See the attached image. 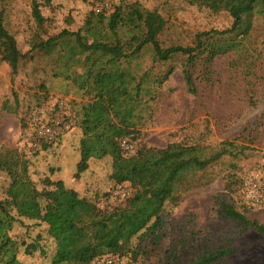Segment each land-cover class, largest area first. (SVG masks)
<instances>
[{"label": "trees", "instance_id": "1", "mask_svg": "<svg viewBox=\"0 0 264 264\" xmlns=\"http://www.w3.org/2000/svg\"><path fill=\"white\" fill-rule=\"evenodd\" d=\"M185 6L181 0H164L155 7L120 0L111 9H89L77 29L53 32L42 3L32 0L35 26L27 39L29 48L23 51L9 26L13 0H0V59L11 68L12 81L32 63L34 70L46 73L49 80L61 79L68 87L65 93H74L73 115L67 118L73 119L70 128L78 133L77 179L94 161L107 157L120 160L112 173L115 180L139 179L137 165L132 176L125 175L130 169L122 161V143L139 144L136 155L145 167L150 165L144 159L148 149L143 138L155 120L166 83L178 68L187 91L195 96L213 83L218 58H226L229 81L240 92L255 87V67L263 60L258 53L260 43L264 44V0H237L229 9V25L194 27L189 39L174 38L170 29L187 24V19L179 16ZM199 11L203 16L212 14L205 8ZM45 80L30 86L34 103L22 105L19 90L14 88L13 98L4 100L1 107L14 113L22 106L32 111L42 107L52 89ZM21 121L22 135L27 137L32 125L25 118ZM65 132L51 139L38 138L36 144L41 147L34 155L45 152L53 156ZM212 132L207 118L203 133L170 142L158 156L159 162L171 166L175 173L203 168L241 152L231 148L234 141L206 142ZM33 166L34 202L26 205L9 191L7 178L2 179L3 171L9 169L0 161V264H94L96 257L107 253L131 254L135 264H182L190 251L196 253L195 264H228V257L236 251L235 231L220 229L219 235H205L200 230L197 235L169 237L160 218L172 192L171 179L148 191L155 206L128 227L126 237L98 242L103 231L114 224L117 213L102 210L95 197H81L78 189L57 176L55 165L48 163L42 170L36 160ZM227 176L226 189L236 192L234 185L240 179ZM141 192L129 204L141 202ZM219 213L240 232L253 228L264 236V223L250 218L236 205L222 200ZM218 236L222 240L216 243ZM203 239L205 243L200 245Z\"/></svg>", "mask_w": 264, "mask_h": 264}, {"label": "rangeland", "instance_id": "2", "mask_svg": "<svg viewBox=\"0 0 264 264\" xmlns=\"http://www.w3.org/2000/svg\"><path fill=\"white\" fill-rule=\"evenodd\" d=\"M38 1L42 3L43 13L49 18L48 27L58 32L63 28L77 29L89 9H111L120 0ZM136 1L155 7L164 0ZM181 1L186 6L179 11V16L187 19V24L184 28L172 27L170 31L174 38L187 36L189 39L194 27L229 25V9L237 0ZM13 4L9 26L16 34L21 49L26 51L29 48L27 39L35 26L31 17L32 0H13ZM200 8L209 9L212 14L203 16ZM260 44L258 55L263 60L255 67L256 73L252 78L255 87L246 92H240L230 83L225 69L226 58L216 59L213 83L197 96L187 91L181 69L178 68L168 79L155 120L146 128L143 138L148 149L144 159L150 165L145 167L143 160H139L136 155L139 144L135 145L134 152L124 150L122 161L130 169V173L125 172V175L132 176L135 165L139 167L140 173L138 180L126 177L123 181L112 177L116 163L120 160L109 157L94 161L91 168L77 179L75 172L79 154L75 147L78 145V133L70 128L73 119L67 118L73 115V91L65 93L68 87L62 85L61 79L49 80L46 73L40 70L36 72L32 63L28 65L27 72H22L12 81L11 68L0 59V161L5 162L9 169L3 171L2 179L7 178L8 189L15 200L31 205L36 186V173L33 172L35 161L38 160L42 170L46 169L48 163L55 165L58 168L57 176L63 178L67 185L78 189L81 197H95L102 210L117 213L114 224L111 223L97 240L103 243L111 238L122 240L126 237L128 227L155 206L148 191L171 179L172 192L160 218V224L169 237L197 235L200 230L205 231V235H219L220 229H225L227 233L235 231L236 251L228 257V264H264V236L253 228L240 232L238 227L234 228L230 220L219 213L220 201L225 200L236 205L250 218H257L264 223V200L252 201L243 189L246 178L264 177V44ZM29 71L31 73L28 75ZM42 79H46L52 87L42 107L32 111L22 106L17 113L5 111L1 107L4 100L13 98L14 88L19 90L22 105L34 103V97H31L34 90L30 86ZM78 99L82 100L79 96ZM36 115L43 120L54 118L60 121L53 138L68 129L59 139L61 144L55 147L53 156L51 153L45 155V152L38 157L34 155V150L41 145L36 144L38 138L33 127L29 129L27 137L22 135L21 119L25 118L32 125ZM207 118L213 132L208 135L206 142L234 141L235 145L231 148L241 152L235 157L228 154L219 162L203 168L180 169L175 173L171 166L159 162L158 156L163 154L170 142L182 139L187 134L196 137L203 133ZM184 127L188 129L180 131ZM33 145L37 146L31 150ZM229 174L240 179L234 185L236 192L226 189ZM129 189L132 190L131 194L127 193ZM138 192H141V202L129 204V200ZM118 223H122L120 227ZM221 240L219 236L214 239L216 243ZM204 243L203 239L200 245ZM100 247L104 248L105 244ZM195 255L194 251H190L182 264H195L192 261ZM121 256L125 264H135L131 254Z\"/></svg>", "mask_w": 264, "mask_h": 264}, {"label": "built area", "instance_id": "3", "mask_svg": "<svg viewBox=\"0 0 264 264\" xmlns=\"http://www.w3.org/2000/svg\"><path fill=\"white\" fill-rule=\"evenodd\" d=\"M136 1V0H130ZM107 9V7L97 8V10ZM32 127L33 132L36 134L37 138H53V135L57 132L59 120L50 118L48 120H43L36 115L34 117ZM124 150L128 152H134L135 145L128 140H124L122 143ZM243 189L248 194L249 198L254 201H263L264 200V177L262 178H253L248 177L243 182ZM128 194L132 193V190L127 191ZM124 258L121 255H115L107 253V255L98 256L94 260V264H125Z\"/></svg>", "mask_w": 264, "mask_h": 264}]
</instances>
